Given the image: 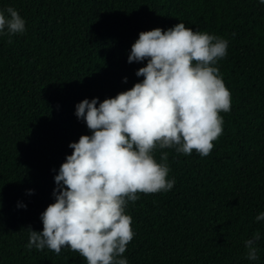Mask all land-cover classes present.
Wrapping results in <instances>:
<instances>
[{
	"label": "trees",
	"instance_id": "16d2710c",
	"mask_svg": "<svg viewBox=\"0 0 264 264\" xmlns=\"http://www.w3.org/2000/svg\"><path fill=\"white\" fill-rule=\"evenodd\" d=\"M26 21L0 34V264H87L62 248L29 250L28 229L55 202L54 177L70 143L90 136L76 105L130 90L147 61L128 56L141 32L179 23L229 41L218 61L231 93L207 157L168 153L173 188L138 193L125 214L135 233L128 264H264V4L260 0H0ZM233 33L235 35H233ZM127 78V83L124 79ZM99 103L97 104V107ZM31 193V194H30ZM24 205L26 207H20ZM260 233L258 259L244 241Z\"/></svg>",
	"mask_w": 264,
	"mask_h": 264
},
{
	"label": "clouds",
	"instance_id": "9594fccd",
	"mask_svg": "<svg viewBox=\"0 0 264 264\" xmlns=\"http://www.w3.org/2000/svg\"><path fill=\"white\" fill-rule=\"evenodd\" d=\"M25 25L13 7L0 11V34L23 33ZM228 46V40L184 23L141 32L128 63L147 61L136 72L143 81L103 102L76 105L77 119L92 135L69 144L72 154L54 177L55 202L41 214L43 231L27 230L26 248L58 256L69 248L87 264H128L124 253L135 235L125 214L128 202L175 184L167 179L168 153L161 152L158 163L154 151L174 148L189 156L195 150L207 157L223 132L220 113L231 110V93L215 65ZM256 220H264V213ZM259 240L255 232L244 241L250 261L258 259Z\"/></svg>",
	"mask_w": 264,
	"mask_h": 264
}]
</instances>
